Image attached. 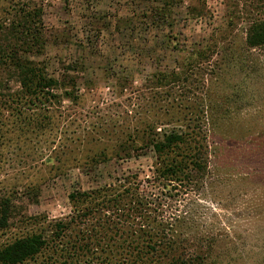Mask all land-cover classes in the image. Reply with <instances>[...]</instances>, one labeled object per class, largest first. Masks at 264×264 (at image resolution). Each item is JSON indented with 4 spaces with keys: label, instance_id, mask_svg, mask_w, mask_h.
Instances as JSON below:
<instances>
[{
    "label": "rangeland",
    "instance_id": "rangeland-1",
    "mask_svg": "<svg viewBox=\"0 0 264 264\" xmlns=\"http://www.w3.org/2000/svg\"><path fill=\"white\" fill-rule=\"evenodd\" d=\"M34 7L45 43L30 59L53 96L18 100L0 69V248L66 216L71 192L149 173L152 152L98 156L118 137L199 111L209 166L185 197L190 250L206 264H264V43L247 42L264 0H0V18Z\"/></svg>",
    "mask_w": 264,
    "mask_h": 264
},
{
    "label": "trees",
    "instance_id": "trees-1",
    "mask_svg": "<svg viewBox=\"0 0 264 264\" xmlns=\"http://www.w3.org/2000/svg\"><path fill=\"white\" fill-rule=\"evenodd\" d=\"M41 12L34 7L0 18V69L19 83L18 100L32 104H47L53 96L44 69L30 59L45 43ZM251 30L248 44L264 43V28ZM189 114L178 117L170 130L157 132L147 125L118 137L112 153L102 149L103 159L152 152L153 167L97 189L71 192L70 212L2 245L0 264H206L207 252L190 250L195 222L185 197L208 173L209 143L203 113ZM6 224L4 213L0 226ZM208 239L196 237L201 249Z\"/></svg>",
    "mask_w": 264,
    "mask_h": 264
}]
</instances>
